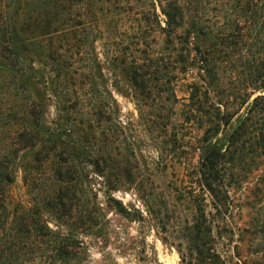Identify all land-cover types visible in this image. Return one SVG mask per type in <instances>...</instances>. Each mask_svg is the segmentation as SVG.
<instances>
[{
	"label": "trees",
	"instance_id": "obj_1",
	"mask_svg": "<svg viewBox=\"0 0 264 264\" xmlns=\"http://www.w3.org/2000/svg\"><path fill=\"white\" fill-rule=\"evenodd\" d=\"M231 1L229 19L223 17L216 25L212 20L218 15L211 16L206 7L209 0H0V233L6 236L0 251H7L8 259L50 236L40 223L44 210L60 221L80 215V222H89L92 210L83 198L81 179L86 174L80 165H93L98 176L105 173L109 129L103 124L112 118L105 116L102 102H95L94 79L79 65L78 56L90 43V26L100 23L113 25L112 35L123 31L124 39H117L108 57L111 74L138 104L151 101L153 90L170 86L177 74L188 71L191 54L198 58L201 80L215 89L221 64L249 72L248 79L236 80L245 94L239 95L238 107L249 100L247 89L260 93L237 121L226 148L206 147L200 157L198 173L208 209L193 199L192 221L178 237L181 264L185 253L186 264H225L218 248L228 183L246 177L244 168L236 175L235 166L264 155V0ZM232 81L228 76L229 86ZM197 93L194 87V110L209 114L195 99ZM48 96L56 111L52 127L44 119ZM234 116H220L214 109L213 117L199 123L202 142L216 137ZM19 156L32 206L11 209L8 196ZM42 176L45 187L38 184ZM114 208L126 213L121 205ZM258 227L264 235V216ZM72 249L66 240L59 242L64 264L70 262Z\"/></svg>",
	"mask_w": 264,
	"mask_h": 264
},
{
	"label": "rangeland",
	"instance_id": "obj_2",
	"mask_svg": "<svg viewBox=\"0 0 264 264\" xmlns=\"http://www.w3.org/2000/svg\"><path fill=\"white\" fill-rule=\"evenodd\" d=\"M231 5V0H209L206 7L211 16L218 15L212 22L220 25L223 17L229 19ZM160 19L163 26L164 17ZM112 27L91 25L90 43L78 56L79 65L94 79L95 102H102L105 116L111 114L112 118L103 124L109 129L106 132L109 162L105 164V173L98 176L93 165H80L81 173L86 174L81 179L83 198L92 210L89 222H80V215L60 221L44 210L40 213V223L48 228L50 236L32 241L9 259L7 251H0V264H64L57 252L63 240L73 248L68 264H181L176 247L181 230L192 221L193 199L208 209L205 206L209 197L200 186V157L206 147L226 148L237 121L260 94L247 89L249 100L242 108L238 107L239 95L245 94L236 80L248 79L249 72L235 64L223 63L217 71L215 89L201 80L203 73L198 58L191 54L192 66L188 71L177 74L170 86L153 90L155 97L151 101L138 104L120 78L115 79L111 74L108 57L117 39H124L123 31L112 35ZM228 76L233 80L230 86ZM194 87L199 88L195 99L209 114L194 110V99L190 101ZM211 104L214 106L208 109ZM44 109V119L52 127L56 111L50 96ZM214 109H219L220 116L238 113L228 127L203 143L204 128L199 123L213 117ZM20 156L13 164L15 182L8 196L11 209L18 205L32 206ZM240 169L246 177L243 181L237 177L229 181L227 199L220 209L218 250L225 264H264V235L258 227L264 216V155L255 154L244 166H235L236 175ZM37 179L38 184L46 186L43 176ZM119 205L126 211L124 215L115 210ZM0 237L2 250L6 236L0 233ZM185 256L184 264L189 262L188 254Z\"/></svg>",
	"mask_w": 264,
	"mask_h": 264
},
{
	"label": "water",
	"instance_id": "obj_3",
	"mask_svg": "<svg viewBox=\"0 0 264 264\" xmlns=\"http://www.w3.org/2000/svg\"><path fill=\"white\" fill-rule=\"evenodd\" d=\"M205 149H203L202 153H204Z\"/></svg>",
	"mask_w": 264,
	"mask_h": 264
}]
</instances>
